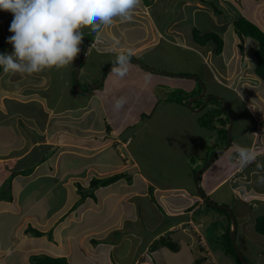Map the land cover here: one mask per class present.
Here are the masks:
<instances>
[{"label":"crops","instance_id":"0c3cea01","mask_svg":"<svg viewBox=\"0 0 264 264\" xmlns=\"http://www.w3.org/2000/svg\"><path fill=\"white\" fill-rule=\"evenodd\" d=\"M206 1L208 0H142L141 5L134 11L132 22L117 21L103 29L99 38L95 34L94 44L87 49L85 57L89 61L93 60L96 66L99 65L97 68L101 71L115 61L117 54L131 49L134 59L159 72L152 73L135 64L137 66L133 67L136 70L135 77L129 72L120 79L110 71L106 77V88L97 92L101 97L114 100L116 98L114 95L120 96L122 94L120 92L126 89V93L123 94L127 97V103L130 109L143 115L144 118L141 120L116 124L112 120L113 115L111 114L110 117V114L101 106L103 114H100L101 120L98 122L100 127L103 125L104 127L98 133L95 123L87 122L88 115L94 113L92 107L88 108L87 104L82 105L79 98L76 99L74 96L71 98L76 100L77 104L61 107L64 103V94L70 95L71 87L75 92L73 84L76 60L59 71L46 70L31 76L5 73L2 68L0 73V199L15 202L16 206L23 207L28 204L29 196H34L30 202L31 205H34L35 209L43 207L45 212L42 215L33 212L32 216L37 217L42 226L49 230H51L50 221L54 225L59 224V219L55 217L58 213L63 212L59 214L60 218V215L68 216L74 212L70 219V223L76 219L72 228L67 232L61 228L60 233H54L53 238L56 241L54 246L69 245L81 233L85 238V232L93 231V236H89L87 243L84 242L82 247L78 246L76 249L84 251L83 260H88L87 254L92 244L93 246L94 244L103 245L98 252L94 251L98 254V264H107L109 261L114 264L122 262L118 258L119 247L122 244H129L130 248L134 249L135 257L130 264H220L212 254L213 251L206 240L207 221L214 222L218 218L212 217L204 199L198 195L195 188V172L191 164L200 154L196 153V150L189 153L185 147L188 145L207 150L205 148L208 146V138H211L210 141L213 142L212 138L217 137L215 143H212L214 146L221 141L220 135L218 138L216 133L211 134L208 129L200 126V116L208 112L211 109L210 105L214 104L211 101L203 104L206 96H222L228 101L231 111H233L232 108L236 109L237 103L242 105L241 100L245 105L249 104L245 101L246 99H242V96L244 98L245 96L241 91L235 92L234 85L230 84L231 70L226 69L238 44L233 21L232 27L226 26L223 11L217 15ZM238 1L242 2V0ZM219 3L224 9L226 0H219ZM0 16L5 17L0 24V35H2L0 40H3L2 42L8 47L6 53H11L13 48L7 39L12 33L9 32V28L6 31V23L13 19V14L0 10ZM249 19L261 26L259 21ZM196 29L202 34L220 35L224 40L223 53L217 55L212 52L211 48L215 49L212 47L213 42L206 46L198 43L194 45ZM226 41L231 45L226 46ZM97 43L101 44L100 48L96 47ZM104 43L113 46L112 51L103 52L102 44ZM172 49L183 51V56L178 63L172 61L175 54ZM106 55H112V57L103 59L102 57ZM87 70L89 69L85 66L82 72ZM165 71L199 76L198 80L201 79L206 88V95L203 99L192 100L197 112H191L188 106L182 104V100L185 102L190 97L202 93L196 87H200L198 80L162 73ZM146 74H150L148 82L145 81ZM171 78H177L182 82ZM184 79L186 83L188 81L191 83L184 84ZM184 85L190 91L186 97H182ZM226 86L233 89L236 98H239L238 101L234 102L230 97H226V90H223ZM85 90L83 88V91ZM177 91L180 93L178 94ZM56 96L58 100L51 103L50 100ZM6 100L10 101L8 105ZM99 102L102 104L101 98L98 99L97 103ZM125 111L126 114L131 113L127 108ZM58 118L72 119L69 124L63 123L64 127L60 128L59 134L58 130L55 131L58 127L55 126ZM137 124L138 126L135 127ZM245 133L238 132L237 136L245 138ZM145 136L150 139L152 147L159 146V150L163 151L160 156L168 159V167L172 169H169L171 173L167 174L171 179L176 178L175 174H179V179L182 180L185 175V184L183 181L179 184L173 181H164L160 184L156 180H162L163 177L156 178L157 175H153L151 169L163 168L161 160L148 164L146 155L143 154L145 158L142 157V154L136 153L133 148L136 139L141 138L142 141ZM239 139L236 140V146L252 148V141L245 138L239 143ZM66 146L67 148H64ZM49 153L52 155L50 161L47 158L43 159V156ZM231 153L236 158V147ZM206 154L209 155V152ZM183 158L189 164L186 168L183 165ZM260 158H264V153L257 156V161ZM216 159L219 160L212 162V164L215 163L213 166L215 168L210 171L211 167H209L203 179V185L206 188L204 193L207 196L219 204L230 206L229 202L236 199L234 197L233 200L228 193L226 195L224 190L226 184L230 183L234 193L238 191L241 193L237 201L238 207L241 202L250 207L251 200L264 201L262 200L264 191L258 190L264 185L257 183L256 180L257 176L264 175V171L255 169L257 161L243 169L232 161L233 166L226 170V155ZM73 161L76 164L80 162L85 171L74 169L71 173L67 168V171L63 172L64 163ZM252 167L254 169L247 174V168ZM30 169L33 170L32 174H29ZM216 173H220L221 176L212 184L211 178ZM116 174H123V179L108 186H100L96 189L97 193L95 190L94 198L87 197L83 200L85 205L88 200L93 199L94 203L91 206H100V211L104 205L107 217H113L115 220L109 221L107 226L101 219L89 223L83 220V214L71 209L72 203L80 199L81 188L89 189L92 180L110 178ZM12 178L7 188L8 193L2 195V188L5 189ZM116 184L118 185L114 186ZM111 185L112 190L104 189ZM222 189L224 191L220 193ZM103 190L107 192L104 193ZM109 201L110 205H107ZM64 205L68 207L64 209ZM16 206L0 208V241L5 238L10 239L9 228L4 227V222L10 223L8 221L10 215H13L15 221L20 223L19 226L22 224V215L25 219L30 215L23 209L17 210ZM91 206H88L86 212L93 210ZM239 208L238 222L241 220V223L238 225V242L240 227L247 223L244 207ZM62 218L67 219L65 216ZM224 223L225 226L218 232L219 239L220 235L225 233L227 223L225 221ZM26 224L25 234L29 229H38L32 222ZM63 226L66 225L63 223ZM63 231L65 243L59 245ZM43 234L46 235L45 232ZM119 235H122L121 240ZM10 250H12L11 246ZM37 252L29 254L36 255ZM77 253V260H81L79 252ZM56 255L63 257L61 254ZM70 255L66 256L68 260ZM92 263L91 260L87 262V264Z\"/></svg>","mask_w":264,"mask_h":264},{"label":"rangeland","instance_id":"374dc122","mask_svg":"<svg viewBox=\"0 0 264 264\" xmlns=\"http://www.w3.org/2000/svg\"><path fill=\"white\" fill-rule=\"evenodd\" d=\"M241 17H246V18L249 17L251 19H254L255 21H259L261 23L260 24L261 26H259V25L258 26L264 31V0H242V2H240L238 0H226V6L223 9V18L226 21V26L232 27V21L234 23L235 21H237ZM4 18H5L4 16H0V24L2 23ZM11 21L12 20L7 21L6 31L10 27ZM255 24L257 25V23H255ZM232 30L233 29L231 28V32H232ZM82 31L84 33L85 41H87L88 39L92 40L95 37V33H91L88 28H84V29H82ZM231 32H230V30H228V33L230 36H231ZM0 36H2V35H0ZM237 36H236V38H237L238 44L236 45V50L234 51L235 54L230 59V62H228L229 64H228V66H226V69L229 68L231 70L230 71V78H231L232 82H230V84L234 85V88L237 91L239 90L243 93L245 98L242 96V99H244V100L246 99L245 101L249 105L248 106H247V104L245 105L243 103V100H241L242 105L237 103L236 109L232 108V110H233L232 114L234 116V128L232 131L233 144H232L231 148L225 154L226 155V170H229L230 166L232 167L233 162H235V160H234L235 156L231 152L236 147V144H237L236 140L237 139L240 138L238 140L239 143L243 142V140L245 138L249 139L250 141L253 142V139L256 140L258 137H260V135H261V139L262 138L264 139V131H263V128H264V81H262L261 79H259L255 75L253 69L255 68L256 62L253 63L250 60V58H251L252 61H256L255 52L258 49V44L249 38L241 39L239 36L238 37ZM195 41L196 40H194V45H196L198 43L197 41L196 42ZM230 45L231 44L228 41H226V46H230ZM100 46H101L100 43L96 44L97 48H100ZM102 46H103L102 47L103 52L112 51V48H114L113 46H111L109 44H105V43L102 44ZM212 47H215V49H216L215 44H213ZM215 49L211 48L212 52L216 53L214 51ZM172 52L175 53V54H173L174 56L172 57V61L178 63L180 60V57L183 56V51H177L175 49H172ZM110 57H112V55H106V56H103L102 58L108 59ZM192 58H193V56H192ZM132 62H134V61H132ZM113 63H115V61ZM134 65L135 64L131 63L130 64V70H129L130 74L133 75V77H135V74H136L135 73L136 70L133 69ZM84 66H87L89 70H87L86 72L83 71L81 73V76L79 79L80 90H83V88L85 90V87L90 83L94 84L95 82H98L101 78V75H102V71L97 68L99 65L96 66V63L93 60L89 61V59L88 60L85 59ZM183 68L184 67H182V69ZM162 73H164V74L165 73L166 74H176V75L179 74L180 75V73H176V72L171 73V72L165 71ZM181 75H183V74H181ZM184 75H187V74H184ZM197 77L199 78V76H197ZM164 79H165V77H164ZM171 79L177 80L180 83L182 82L177 78H171ZM199 80L201 81V79H199ZM200 81H198L200 87H198V86H196V87L198 88V90L201 89V92H202V86H201ZM133 82H135V81H133ZM189 83H191V81H188L186 83V79H184V84H189ZM226 84H229V82H226ZM223 90H226V97H230L231 99H233L234 102L238 101L239 98L238 99L236 98V94L234 93L233 89H230V88H228V86H226V89L224 88ZM74 91L75 92L72 91V87H71V90L69 92L70 95L68 93L64 94V98H63L64 103H62L61 107L69 106L68 104H71V105L77 104L76 100L71 98L72 96H74L76 99L79 98L78 100H79V102H81L82 105L87 104L88 108L92 107L94 113H92L91 115H88L87 122H94L96 130L98 131V133H100L99 131L101 130V128L104 127V125L100 127V124L98 122V120H101L100 114H103L101 106L103 107V109L105 108V110H106V112H108V114H110V117H111V114L113 115L112 120L114 122H116V124L125 123L126 121L132 122L134 120H139V119L141 120L144 118L142 114L135 112L132 108L130 109V105L128 103L124 106V108L121 111L115 112L113 110L114 100H111V99L106 98V97H101L96 92L97 90H94V92L90 93V95H87L86 93L83 95V94H80L81 92H79L77 86H75ZM189 92L190 91L187 90L186 85H184L183 90H182V95H183L182 97L188 96ZM120 93H122V94H120V96H124L123 93H126V89H124ZM177 93L179 94L180 92L177 91ZM35 95H36V93H35ZM55 95H57V94L55 93ZM199 95H201V93L196 95L195 97H190L187 100L188 105L193 100V98H196ZM68 96H70V97H68ZM114 96L116 98L120 97L118 95H114ZM99 98L102 99V104L100 102L97 103ZM56 100H58L57 96H56V98L51 99L50 102L53 103ZM9 102H10L9 100L8 101L6 100L7 105L9 104ZM204 103H205V101H203V104ZM213 103L214 104H211L210 107H214V108L219 107L217 100L216 101L213 100ZM194 107L192 109L190 108L189 110L191 112L196 111L197 109H196V107L195 108ZM126 108L131 113L126 114V111H125ZM71 120L72 119L65 120L64 118L63 119L58 118L56 125H55L56 127L57 126L58 127L55 131L58 130V134H59L60 128L64 127L63 123L69 124L71 122ZM137 126H138V124L135 125V127H137ZM256 127L259 130L257 132L258 133L257 136L255 134H252V132H251L252 128L254 129ZM227 128H229V124L227 125ZM238 132H242V133L246 132L245 138H241V136L238 137L237 136ZM210 139L208 138V141H209L208 146H206V148H205L207 150H201L202 148H194L193 146L189 147L188 145L185 147L186 148L185 150L189 151V153L192 152V150H196L197 151L196 153L200 154L199 157H195V160H193V164L190 163L193 167L192 170L195 172V176L210 161V159L212 158V156L216 152H218L224 148L222 146L223 144L218 145L219 147H216L212 144L213 142L215 143V141H216L215 136H214V138H212L213 142L210 141ZM139 143H141V144H139ZM142 144H144V146H142ZM133 146H134L133 148H135L136 153H141L142 157H144L143 154L146 155L145 156L146 162L148 164L152 163V162H157V161L160 162L159 160H161L160 163L162 164L163 168H161V169L152 168L151 169V171L153 172V175H157L156 178H159V176L163 177L162 180L156 179V180H158V182L160 184L163 183L164 181H169V182L173 181V183H176V184H179L182 181H183V183L185 182V175H183L182 180L179 179V174H175L176 178L171 179V177L167 174V173H171V170H169V169H172V167H168V165H169L167 163L168 159L160 156L161 152H163V151L159 150V146H158V148L156 146H153V147L151 146L150 139H148V136L143 137L142 141H141V138L136 139ZM64 148H67V146ZM263 150H264V148H263ZM206 152H209V155L206 154ZM196 153H194V154H196ZM68 155L69 154H67V156ZM225 155H223V156H225ZM223 156H219L218 158H220V157L222 158ZM232 156H233V158H232ZM51 157H52V155H50V153H49L46 156L44 155L43 159L47 158L50 161ZM185 158H187V156H185ZM185 158H183V165L186 168L189 164H187L188 161ZM217 160H219V159H216L214 162H216ZM260 161H261V163H264V158L258 159L257 162L260 163ZM73 162H65L64 163L65 169L63 170V172H66L67 168L70 169V172H71V170H74V169H78V170L82 169L83 166L80 162L77 161L78 162L77 164L75 162L74 163ZM213 166H215V163H213L210 166L211 167L210 171L215 168ZM234 167H236V166H234ZM153 169H154V171H153ZM253 169H254V167H252L250 169L247 168L246 173L249 174ZM255 169H257V164H255ZM80 171L84 172L85 170L82 169ZM257 171H261V170L257 169ZM63 172H61V173L63 175H65V173H63ZM205 172L202 174V180L200 179V186H201V189L203 192H204V189H206L205 186L203 185V179H204L205 174H206ZM32 173H33V170L30 169L29 174H32ZM220 176H221L220 173H216L211 178L212 184H213V182L215 183L219 179ZM259 176H261V175H259ZM259 176L256 177V180H258ZM19 178H21V177H19ZM105 179H107V178H104L101 180H105ZM12 180H13V178L6 184L5 189H3L1 191L2 195H6L8 193L7 188H9ZM117 185L118 184H116L114 186H117ZM234 185L235 184H233V186ZM195 188H196V185H195ZM224 188H225L224 190H226V195H227V193L230 194L233 200H234V197L236 198L235 201L229 202L230 206L233 208V211H234L236 218L240 219V218H238V217H240V215L237 212V210L240 209L239 207H244L245 213L247 215L246 216L247 217V223L240 227L239 237H238L239 242L237 240V244L240 248L241 253L243 254L244 258L248 261V263H250V264H264V235L257 233L255 230V219H258L259 217L264 216V201H261V200L257 201V199H256V201L251 200L249 202L250 207H248V205L246 203L241 202V203H239V207H238L237 201L240 199L239 195H241V193L239 191L234 193L230 188V183L226 184V186ZM104 189L112 190L113 188L111 185V186L106 187ZM224 190L222 189V191L220 193H222ZM258 190L264 191V187L262 188L260 186ZM103 191H104V193L107 192V190H103ZM80 192L82 193V194H79L80 199H77L76 202L72 203L71 209H74L77 212H80L81 214H83V220H85L89 223H93L96 220L101 219L103 221V223L106 224L105 226H107V223L109 221H111L113 219V217H107L106 208L104 207V205L101 207V211H100V206H98V207L91 206V204L94 203L93 199L88 200L85 205L83 203L84 201H81L82 196H84V197L87 196L88 195L87 193H89V194L92 192L95 193V190H93V189L91 190V188H89V189L81 188ZM196 192H197V189H196ZM96 193H97V190H96ZM234 194H237V195L234 196ZM76 195L78 196V194H76ZM257 197H259V195ZM262 198H263L262 200H264V197H262ZM33 199H34V196H29L28 204L26 206H23V207H19V205L16 206L15 202L11 203L10 201L7 202L5 200L0 199V208L3 206H10V207L16 206L17 210L23 209L27 213H30V215L27 219H25L24 216L22 215L23 220H22V224L20 226H19L20 223L15 221L13 215H10L8 217V221L10 223L4 222V224H5L4 227H8L10 230V232H9L10 239L5 238V239H2L0 241V264H32L31 257L34 255L29 254V253H33L36 251H38L36 256H41V255L47 254V255L54 256V257H59L56 254H61V256L66 257V256L71 254L70 260H68L71 264H76V263H81V262L83 264H87V262L88 261L90 262V260H91V262H93L92 264H94V263L98 264L97 263V255L98 254L95 253L94 251L98 252L99 249L103 248V245L94 244V246H93V244H92V248H90L88 250L89 251L87 254L88 260H83L84 259V251H77V249H76L78 246L82 247V244L84 242L87 243L89 236H93V231L85 232L84 233L85 238L82 237L83 233H81L80 235L77 236L76 239L72 240L71 244H69V245H64V246H59V247H56L57 245L54 246V243H56V241H54V238H53L54 233L55 234L60 233L61 228H62V230L66 231V232L69 229H71L72 228L71 226H73L76 219L73 220V222H71V223H70V219H72V214H75V213L73 212L71 215H68V216L63 215L65 217H67V219L62 218L63 217L62 215H60V218H59L58 217L59 214H63V212L58 213L57 216H55V217L59 219L58 220L59 224L54 225V223L50 221L51 230H49V228L42 226V223H40V221L38 220L37 217L32 216L33 212H37L40 215L44 214V212H45L43 207H39V208L35 209L34 205H31L30 202ZM15 201H16V199H15ZM212 201L216 204H219V203H217L216 200H212ZM254 204H256V205H254ZM69 205H71V204H69ZM89 205L93 208V210L86 212ZM107 205H110V201L107 203ZM66 207H68V205H64L63 208L65 209ZM251 207H252V209H251ZM207 208L211 212L212 217H214V219L218 218V220H219V221L216 220L214 222L209 220L206 223V226H207L206 231H208V236L206 237V240H207L210 248L213 251L212 254L215 256L216 260L220 264H239L237 262V260L235 259L233 254H231L230 256H227L224 253V251H223L224 249H222V247H221L222 246L221 241L219 238H217L218 232H220L222 230L221 228L225 226L224 221L227 222L228 226L230 227L228 215L224 211H222L221 209L209 208V207H207ZM94 209H97V211H94ZM14 212H16V211H14ZM113 220H115V219H113ZM240 221L241 220H239L238 225H239V223H241ZM27 222H32L33 226L35 228H38L37 230H39V232H42V233L45 232L46 235H41L40 237H36V236L31 235L32 233L25 234ZM43 222H45V221H43ZM63 223L66 226H63ZM231 227H232V225H231ZM64 231L60 237V240H59L60 244L59 245L63 244V242H64V239H63ZM230 237H231V235H230ZM66 239H67V236H66ZM119 239L120 240L122 239V235H119ZM50 240H52L51 242H53V243H51ZM110 244H111V242L109 243V245ZM10 246L12 247V250H10ZM7 250H9V251H7ZM70 251L72 253H70ZM77 252H79V254L81 256V260H77V257H78ZM133 254H134V249L130 248L129 244H122L119 247V253H118L119 261L122 260V262H120V263L117 261L116 262L118 264H126V263L130 264L135 257V255H133ZM72 259H74L73 260L74 262L71 261ZM107 264H114V263H111L109 261V262H107Z\"/></svg>","mask_w":264,"mask_h":264},{"label":"clouds","instance_id":"9594fccd","mask_svg":"<svg viewBox=\"0 0 264 264\" xmlns=\"http://www.w3.org/2000/svg\"><path fill=\"white\" fill-rule=\"evenodd\" d=\"M141 3L142 0H0V10L13 14L9 27V32L12 35L7 39V42L12 45L13 51L0 53V67L5 73H18L23 76H31L46 70L56 69L59 71L67 68L80 55L81 45L84 42L82 29L88 28L99 38L103 29L112 26L117 21L120 23L132 22L134 11ZM94 39L95 37L92 39L90 48L94 44ZM132 56L131 49L117 54L115 63L109 72L112 71L116 77L123 79L129 73L131 60H137ZM250 60L257 64V59L252 61L250 58ZM253 71L255 73V68ZM145 81H150V74L145 75ZM86 91L88 90L84 92ZM206 97H210V100L213 99L212 96ZM127 102L126 96L115 98L113 110L121 111ZM229 110L232 114L233 111L230 108ZM232 117L234 118L233 114ZM251 131L254 134L259 130L256 127ZM260 140L261 135L256 140L253 139L252 148L236 146L235 162L241 169L257 161V156L260 153L255 151L254 147L258 145L260 148H264V144ZM257 169L264 171V163L257 162ZM257 183L264 185V175L258 177Z\"/></svg>","mask_w":264,"mask_h":264},{"label":"trees","instance_id":"16d2710c","mask_svg":"<svg viewBox=\"0 0 264 264\" xmlns=\"http://www.w3.org/2000/svg\"><path fill=\"white\" fill-rule=\"evenodd\" d=\"M206 4L208 6H210L217 15H219L223 11V7L220 5L219 0H208V1H206ZM234 30H235L236 34L241 39L249 38L258 44V49L255 52V57L257 59V64L255 67V74L261 80L264 81V31L258 25H256L253 21L249 20V18L247 19L246 17H241L237 21L234 22ZM194 38L201 46H206L211 41L214 42L215 46H216V50H215L216 54L220 55L223 53L224 41L218 34H215V33L202 34L200 31H198L196 29V30H194ZM91 43H92L91 39H88L87 41H85V39H84V45L85 46L83 47V55H82V62H81L82 69L85 67L84 66V61L86 59L85 54L87 52L88 47L91 45ZM7 49H8V47L0 40V53H6ZM131 63L136 64L134 62H131ZM134 66L137 67L139 65H137V66L134 65ZM1 72H2V67H0V73ZM74 73H75V71H74ZM106 80L107 79H105L104 83L101 85V87L96 92L106 88V83H107ZM95 83H97V82H95ZM73 85H74V90H75V86H76L75 81H74ZM89 85H92V83L88 84L85 87L86 90H88ZM213 100L216 101L217 99L213 98L210 101L213 102ZM183 101L184 100H182V104L188 106L187 100L185 102H183ZM217 103L219 104V107H216V108L211 107V109L208 112H206L204 115L200 116V126L208 129L211 132V134L216 133L218 135V138L220 135L221 141L217 143L216 147H218V144L219 145L223 144L222 146L224 147L225 145L228 144V128H227V125L230 123V118L227 114V111L224 108L223 102L217 100ZM223 116H224V118H223ZM219 126H221V128H219ZM215 138H217V137H215ZM259 145H260V143H259ZM256 146L254 147L255 151H257L258 153L264 152L263 148H260L258 145H256ZM123 177H124L123 174H116V175H114L110 178H107L105 180L94 179L91 182L90 188H91V190L92 189L96 190L100 186L104 187V186H108L110 184H113L115 182H118L121 179H123ZM3 189L4 188H2V190ZM87 197H93L94 198V193L92 192L85 197L83 196L81 198V201L85 200ZM205 205L209 208H213L206 203H205ZM216 209H218V208H216ZM222 211H224L228 215L230 227L228 226V223L226 222L227 226H226L225 233L223 235H220L221 236L220 241L222 244L221 247H222V249H224L223 251L227 256H230L231 254H233L235 259L237 260V262L239 264H243L240 261V259L238 258L236 251H235V249L232 245V242H231V237H230L231 224H232L231 219H230L227 211H225V210H222ZM255 230L257 233L264 235V216L259 217L258 219L255 220ZM26 233L27 234L32 233L36 237H40L41 235H44L42 232H39V231L34 230V229H29V230H27ZM31 259H32V264H71L66 257H54V256L46 255V254L41 255V256L34 255L31 257Z\"/></svg>","mask_w":264,"mask_h":264},{"label":"water","instance_id":"95a60500","mask_svg":"<svg viewBox=\"0 0 264 264\" xmlns=\"http://www.w3.org/2000/svg\"><path fill=\"white\" fill-rule=\"evenodd\" d=\"M83 46H84V42L82 43L81 45V52H80V55L77 57V60H76V63H75V73H74V81H75V84L78 88V90L82 93H86L87 95H90V93L93 91V90H96V89H99L101 87V85L103 84L104 80H105V77H106V74L109 72V70L112 69L114 63L110 66H108L104 72L102 73L101 75V78H100V81L97 82V83H94L92 84L91 86H89L88 88V91L86 92H83L82 90H80L79 88V78L81 76V72H82V67H81V62H82V53H83ZM137 65L143 67L144 69L152 72V73H159L158 71L154 70V69H151L149 68L148 66L144 65L142 62H140L139 60H133ZM169 75H173L175 77H189V78H192V79H195V80H198V77L197 76H192V75H176V74H169ZM200 81V80H198ZM201 82V81H200ZM201 85H202V93L201 95H199V98L198 96L196 98H193L194 99H203L206 95V88L204 87V84H202L201 82ZM214 99H217L219 101H222L223 104H224V108L225 110L227 111V114L230 118V123H229V128H228V144L226 147H224L222 150L216 152L212 158L210 159V161L196 174L195 176V185H196V189H197V192L199 194V196L201 198L204 199L205 203L210 205L211 207L213 208H218V209H222V210H225L228 212L229 216H230V219H231V222H232V231H231V241H232V244L234 246V249L236 251V254L238 256V258L240 259V261L243 263V264H250L248 263V261L245 260L243 254L241 253L240 251V248L237 244V231H238V222H237V218L234 214V211H233V208L229 205H226V204H216L212 201V199L210 197H208L201 189V186H200V178L202 176V174L212 165V162H214L213 160H215L217 157L225 154L232 146V143H233V137H232V131H233V128H234V118L232 117V114L230 113V110H229V107H228V103L227 101L222 98L221 96H212ZM210 100V97H206L205 99V102H208ZM189 108H193V103L192 101L189 103L188 105ZM194 112V111H193ZM197 112V111H196Z\"/></svg>","mask_w":264,"mask_h":264},{"label":"built area","instance_id":"2783aa9c","mask_svg":"<svg viewBox=\"0 0 264 264\" xmlns=\"http://www.w3.org/2000/svg\"><path fill=\"white\" fill-rule=\"evenodd\" d=\"M254 134H255L256 136L258 135V133H257V132H255ZM260 141H261V143H263V144H264V139H263V138H262ZM256 147H257V146H256Z\"/></svg>","mask_w":264,"mask_h":264}]
</instances>
